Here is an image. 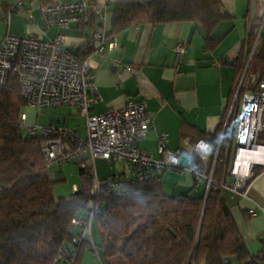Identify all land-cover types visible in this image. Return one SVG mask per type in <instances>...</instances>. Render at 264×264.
Wrapping results in <instances>:
<instances>
[{
	"label": "trees",
	"instance_id": "16d2710c",
	"mask_svg": "<svg viewBox=\"0 0 264 264\" xmlns=\"http://www.w3.org/2000/svg\"><path fill=\"white\" fill-rule=\"evenodd\" d=\"M112 13L111 35L135 24L197 23L204 33L207 53L220 45L214 31L228 17L220 0L118 2L113 5ZM93 21L91 16L90 23L82 24V28ZM92 48L91 39H86L75 54L85 56ZM230 64L235 75L223 122L213 134L199 132L210 144L211 157L224 126V138L233 140L252 67L257 66L260 74H264V37L259 34L258 25L251 28ZM26 105L18 79L11 76L8 86L0 88V264H69L64 249H72L71 221L97 197L85 191L67 198L55 196L54 188L60 181L49 178L41 150L44 137L27 135L22 128ZM259 142L264 144V133ZM228 167L229 157L220 148L213 183L201 195L166 194L162 176L155 171H150V181L131 184L121 194L108 189L102 191L95 224L105 264H259L263 260L262 251L251 255L223 196ZM263 169V165L256 167L255 177ZM91 246V242L84 241L73 264H81L84 249ZM59 255L64 259L57 263Z\"/></svg>",
	"mask_w": 264,
	"mask_h": 264
},
{
	"label": "crops",
	"instance_id": "0c3cea01",
	"mask_svg": "<svg viewBox=\"0 0 264 264\" xmlns=\"http://www.w3.org/2000/svg\"><path fill=\"white\" fill-rule=\"evenodd\" d=\"M220 1L228 17L218 24L214 31V36L221 40L214 52L204 51V33L197 23L192 22L135 24L117 34L119 48L106 56H95L91 60L99 94V98L92 100L91 114H103L109 109L121 108L129 100L143 103L152 126L146 138L140 142V147L156 159L162 158L158 153L160 133L167 132L169 135L166 145L168 150L185 148L188 152H191V149L186 145L187 139L191 142L202 139L199 132L215 133L223 122L235 75V68L230 61L238 55L242 42L246 40L253 26L258 25L259 32L264 37V0ZM13 3L14 0H0V42L8 34H31L46 41H52L58 34H62L67 37V42L62 48L77 52L79 45L91 38L100 28L92 14L94 21L87 27L82 28V24L76 23L69 28H51L44 35L39 12L41 2L27 0L24 8L11 13L10 22L7 24L3 18ZM29 11L34 16L35 23L29 21ZM106 12V27L110 32L113 5L108 6ZM182 40L187 42L188 48L182 57H178L174 47ZM92 44L95 43L92 41ZM250 60L251 57L248 62ZM248 62L242 78L247 73ZM125 66H131L132 71L125 72ZM258 70L257 66L252 67L246 83L248 90L256 88L261 77ZM233 102L234 99L231 106ZM44 111L39 110V114L43 115ZM59 111L68 116H58ZM47 112L55 114V122L60 126L73 130L79 137L84 138L80 136L79 129L82 124L86 125V119L78 112L77 107L64 105ZM49 122L53 121L49 119L35 123L46 125ZM182 126L186 128L183 130ZM208 155L211 156V150ZM88 163L93 165L96 175L102 180L109 176L121 175L130 169L128 164L120 161L112 163L96 159ZM73 165L77 164L65 166ZM65 166L57 173V181H60L54 188L57 198H67L75 192L86 191L91 180L90 175L84 173L77 165L79 177L75 173L74 182L69 184L64 175ZM70 169V174H73L72 168ZM159 175L162 176V188L166 194L201 195L207 192L206 182H195L192 174L186 170H169ZM167 177L172 186L166 184ZM223 196L249 251L251 244L260 242L263 246L264 169L252 181L248 197L244 198L226 189H223ZM257 205L261 209L257 210L255 216H250L249 211L256 209ZM97 244L92 238V246L85 248L82 253L81 264H105Z\"/></svg>",
	"mask_w": 264,
	"mask_h": 264
},
{
	"label": "built area",
	"instance_id": "2783aa9c",
	"mask_svg": "<svg viewBox=\"0 0 264 264\" xmlns=\"http://www.w3.org/2000/svg\"><path fill=\"white\" fill-rule=\"evenodd\" d=\"M39 1L44 35L51 28H69L76 23L86 24L92 14L100 24V28L90 38L95 43L92 51L81 57L70 49L62 48L67 42V37L62 34H58L52 41L31 34H8L0 42V88H6L10 77L14 76L20 83L22 97L31 108L42 111L64 105L75 106L86 119L85 138L54 121L46 125H29L26 123L25 114L21 121L27 135L40 134L44 137L41 150L51 180H59L58 171L73 163L91 177L85 192L97 197V200L71 221L74 231L72 249H64L69 264L76 261L84 241L92 243V226L101 208L99 197L102 191L108 189L121 194L131 184L150 181V171L159 175L169 170H186L192 174L195 182L205 181L208 191L213 183L212 175L218 152L223 148L229 157V178L222 185V189L244 198L248 197L255 178V169L264 165V144L259 142L264 133V74L254 90H247L242 95L233 140L224 138V126L213 157L208 155L211 147L204 139L193 142L187 139L186 145L190 146L191 152L185 148L170 151L166 146L169 135L163 132L158 137V153L162 158L156 159L140 147V142L146 138L152 126L143 103L129 100L121 108L109 109L103 114H91L92 100L99 98L91 60L95 56H106L119 48L117 34L111 35L107 31L106 8L118 2L140 0ZM26 2L27 0H14L3 18L4 21L9 24L11 13L24 8ZM30 12L29 21L35 23ZM187 48V42L182 40L175 45L174 51L178 57H182ZM124 71L130 72L132 67L125 66ZM238 92L239 89L234 102ZM96 159L112 163L124 162L130 169L121 175L102 180L96 175L93 165L88 163ZM258 209H261L259 205L256 209H251L249 215L255 216ZM261 258L263 260L259 264H264V247ZM63 259L59 255L56 262Z\"/></svg>",
	"mask_w": 264,
	"mask_h": 264
},
{
	"label": "rangeland",
	"instance_id": "374dc122",
	"mask_svg": "<svg viewBox=\"0 0 264 264\" xmlns=\"http://www.w3.org/2000/svg\"><path fill=\"white\" fill-rule=\"evenodd\" d=\"M49 109L50 110H53V109L55 110L56 108H45L44 109L45 111H44V113L42 115V114H39V109H33L29 105H26V107L24 108L23 112L25 114V120L26 121L28 120L27 124L30 125V124L35 123L37 121L41 123L42 121L49 120V119H50V121H54V122L57 121V119H55L53 117L55 114L53 115L52 113L47 112ZM58 116H63V118H64V116H68V114L64 115L61 111H59L58 112ZM27 117L29 119H27ZM79 119H81V118H79ZM30 122H32V123H30ZM79 134H80V136H82L84 138L86 137V135H87L86 125H84V124L81 125V127L79 129ZM70 168H72L73 174H70V172H71ZM65 169H66V171L64 172V175H65V177L67 179V182L69 184H71L72 182H74L73 180H75L73 178L75 173L78 176V173H79L78 169L79 168H78L77 165H73V166H65ZM165 181H167V183H166L167 185L169 183V185L172 186V182L169 181L168 177H167V179H165ZM92 238L94 240V243H96V244L98 243L97 247L99 248L101 240H100V234H99V231L97 230V226H96L95 222L93 223V226H92ZM98 239H99V241H98ZM263 247H264V245L262 246V243H260V242H257L254 245L251 244L250 245V253H251V255H257L260 251H262ZM99 251H100V248L98 249V252ZM103 261H104V263H106L104 257H103ZM109 262L111 263V260ZM260 262H262V261H260Z\"/></svg>",
	"mask_w": 264,
	"mask_h": 264
},
{
	"label": "water",
	"instance_id": "95a60500",
	"mask_svg": "<svg viewBox=\"0 0 264 264\" xmlns=\"http://www.w3.org/2000/svg\"><path fill=\"white\" fill-rule=\"evenodd\" d=\"M256 46V45H255ZM255 46H254V48H255ZM254 48H253V51H254ZM253 51H252V53H253ZM249 63H250V61L248 62V65H249ZM244 78V77H243ZM243 78H242V80H241V82L243 81ZM229 118V117H228ZM206 197V196H205Z\"/></svg>",
	"mask_w": 264,
	"mask_h": 264
}]
</instances>
